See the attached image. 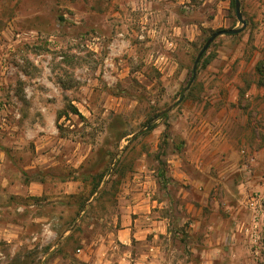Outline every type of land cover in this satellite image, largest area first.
Segmentation results:
<instances>
[{
  "label": "rangeland",
  "instance_id": "1",
  "mask_svg": "<svg viewBox=\"0 0 264 264\" xmlns=\"http://www.w3.org/2000/svg\"><path fill=\"white\" fill-rule=\"evenodd\" d=\"M239 2L245 28L211 43L186 88L207 38L242 26L232 0H0V175L20 179L37 152H74L75 164L86 155L76 194L106 175L98 195L109 212L76 223L55 262L46 251L61 207L42 203V248L27 249L42 228L25 223L23 246L9 251L0 237V264H264V0ZM210 133L221 149L213 158ZM134 193L166 231L91 253L96 234L119 227L117 196L126 211Z\"/></svg>",
  "mask_w": 264,
  "mask_h": 264
},
{
  "label": "crops",
  "instance_id": "2",
  "mask_svg": "<svg viewBox=\"0 0 264 264\" xmlns=\"http://www.w3.org/2000/svg\"><path fill=\"white\" fill-rule=\"evenodd\" d=\"M208 133V132H207ZM210 139L203 142L205 145H209V150L211 151V158L214 154L217 155L220 149L219 137L216 134L210 133ZM61 140V139H60ZM205 151V149L201 150ZM0 155H3L0 153ZM74 156V152L71 154L62 155L61 148H55V159L45 158L41 153H35L23 166L24 172H21L18 176L20 179L15 180L11 173L10 176L0 175L1 187L9 196H5V200H0V218L1 216L9 215V211L14 213L13 219L8 220L5 217L3 221L0 222V237L7 242L9 251L15 250L17 247L23 246V235L26 231L25 223L39 224L42 228L41 233L30 234L26 239L28 245L27 249L42 248L43 241L37 242V239L44 233H47L46 226L48 225L49 216L46 214L38 213L36 214V209L44 208L42 203H47V206H56L57 209L55 213V238L53 243L50 245L46 251L47 255H50L52 251L55 250V262L63 261L65 256V246L64 241L69 237L75 235L74 226L76 223H81L83 220H88L90 218L95 219L98 214L99 218L107 216V201L99 197L98 191H100L101 185L105 183L106 175H103L99 181V185L95 191H91L88 197L81 198L75 191V184L78 178L84 179V175L79 174L77 169L80 168L82 161L86 157L83 156L77 163L72 162L71 156ZM172 163L175 165L178 162L171 159ZM66 163L65 167L67 170L65 172L53 173L50 169L53 167H58L61 163ZM213 162L210 164L212 165ZM2 165V159L0 160V166ZM175 165V168H176ZM18 173V172H17ZM174 175L182 180L183 174L181 171H174ZM6 176V177H5ZM17 176V177H18ZM78 176V178H77ZM16 177V175H15ZM16 177V178H17ZM88 177V176H87ZM89 179V178H86ZM92 180V179H90ZM56 181V182H55ZM196 185H201L200 182H195ZM59 194L60 197L47 198L50 194ZM130 200L125 202L123 194L119 197L117 196L114 217L115 223L119 225L117 229H110L109 233L105 232L103 234H96L94 240L91 242L92 245H96L95 248L90 249L91 253H96L105 247V243L116 241L127 245L131 241L143 242L147 236L152 235L157 236L164 231H166V225L164 219H158L152 217L151 215V205L153 202L146 198L143 193H134ZM44 198V199H43ZM45 205V206H46ZM125 212L129 213L126 216ZM132 215V217L130 216ZM128 217V218H127ZM64 220V222H61ZM67 220V221H65ZM70 221L72 224L70 225ZM64 225L61 230V226ZM53 233V231H51ZM84 243V240H82ZM150 250H157L154 245H147ZM87 247L85 244L83 247L77 248L78 254L75 256H81L83 254L84 248ZM1 254V253H0ZM43 259V258H42ZM42 259L40 261H42ZM141 260L134 261L133 264H140Z\"/></svg>",
  "mask_w": 264,
  "mask_h": 264
},
{
  "label": "water",
  "instance_id": "3",
  "mask_svg": "<svg viewBox=\"0 0 264 264\" xmlns=\"http://www.w3.org/2000/svg\"><path fill=\"white\" fill-rule=\"evenodd\" d=\"M234 10H235V15L236 18L239 22H241L242 26L238 27V28H231V29H223V30H218L216 32H214L213 34H211L207 40L205 41V43L203 44V46L200 48L198 54L195 57V60L193 62V66H192V76L189 80V83L187 85L186 88H188L191 83L194 81L195 77H196V70H197V65L202 57V55L205 53V51L209 48V46L211 45V43L218 37L221 35H235L240 33L241 31H243V29L245 28L246 22L243 20L241 12H240V2L239 0H234ZM183 96H181L177 102H180L182 100ZM171 110V106L168 107L167 109L159 112L154 118L153 120L159 118L160 116H162L163 114L167 113L168 111ZM151 122H148L146 128H148L150 126ZM134 137V136H133ZM132 137V138H133Z\"/></svg>",
  "mask_w": 264,
  "mask_h": 264
},
{
  "label": "trees",
  "instance_id": "4",
  "mask_svg": "<svg viewBox=\"0 0 264 264\" xmlns=\"http://www.w3.org/2000/svg\"><path fill=\"white\" fill-rule=\"evenodd\" d=\"M232 2L234 3V0H232ZM73 110H72V113L73 114H78V112H77V110L75 109V108H72ZM102 175V174H101ZM98 176V178H96L97 179V183L95 184V186H94V188H93V191H95L96 189H97V187H98V185H99V181L101 180V177L102 176ZM161 176H164V170H162V174H161Z\"/></svg>",
  "mask_w": 264,
  "mask_h": 264
},
{
  "label": "built area",
  "instance_id": "5",
  "mask_svg": "<svg viewBox=\"0 0 264 264\" xmlns=\"http://www.w3.org/2000/svg\"><path fill=\"white\" fill-rule=\"evenodd\" d=\"M241 153H243V154H244V153H245V151H244V150H241Z\"/></svg>",
  "mask_w": 264,
  "mask_h": 264
}]
</instances>
